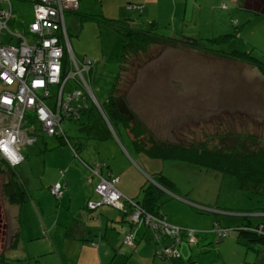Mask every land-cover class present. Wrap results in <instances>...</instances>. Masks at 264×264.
<instances>
[{
  "label": "rangeland",
  "instance_id": "rangeland-1",
  "mask_svg": "<svg viewBox=\"0 0 264 264\" xmlns=\"http://www.w3.org/2000/svg\"><path fill=\"white\" fill-rule=\"evenodd\" d=\"M81 3L83 7L79 12H66V27L74 55L79 60L98 61L96 69L91 74V84L102 106L115 95L114 86L119 74L122 73L118 92L127 96L139 120L159 143L196 147L199 145L220 150L233 147L237 135L243 137L253 135L257 141L261 139L256 147L264 146V17L262 13L246 7L239 11L238 0H234L233 6L231 4L227 6L226 1H223L218 6L217 11L220 14L216 19L202 16L201 19L196 17L197 22L190 20L185 23L180 20L170 22L171 28L176 26L177 35L167 29L168 20L163 19L160 22V29L155 30L156 26H154L157 37L161 39L171 37L174 40L181 36L199 39L202 40V49L151 46L143 53L128 54L123 68V46L136 43L135 45L143 47L147 41L145 37L137 42L138 40L132 41L125 36L129 30L124 24V17L128 15L127 3L114 7L116 11L123 12L116 17L123 19L115 23L104 20L100 1L82 0ZM222 6H227V9L223 10ZM13 8L14 18L8 24L9 31H4L2 40L5 44L17 45L18 39L12 40L10 33L24 34L34 21V12L31 3L19 0H13ZM130 13L129 17L135 15L133 11ZM145 23L143 27L147 25ZM179 25L188 30H185V33L180 32ZM235 52L248 54L260 63L259 67L256 65L257 62L254 66L247 62L245 55L239 60L227 59L219 55ZM65 61L68 62L70 70L68 54ZM73 84L76 83L72 80L70 85ZM55 90L56 87H53L51 91L55 93ZM91 106L96 111V114L92 115V122L97 120V115L100 116L110 130L112 138L117 140L116 130L113 131L96 106L93 104ZM28 117L31 119L34 114L28 113ZM87 122V116H83L81 120H66L63 123L65 135L73 147L77 148L80 157L72 152L68 144H65L64 137H51L43 133L39 135L35 146L23 150L26 159L15 169V173L16 181L28 193L26 197L28 203L25 206L18 208L10 205L3 191L4 185L10 178L7 174L0 173V214L3 215L4 226L7 225L5 244L7 264H10L9 259L16 258H26L25 264H58L57 252L51 254L50 250L34 255L33 257L36 258L34 262L28 259L29 254L37 251L33 244L40 241L38 217L47 219L61 205L53 197L50 187L61 180L63 171L67 170L62 179L65 183L71 174H79L82 169L84 170L82 159L96 166L102 162L112 163V160H108V154L112 150L105 146L110 142L109 139L99 141L90 138L83 129V124ZM117 134L119 135L118 131ZM148 139H150L149 134L145 136V140ZM250 143L251 141L247 142L248 145ZM160 149L164 154L171 153V157L164 158L163 161H153L152 165L138 160L137 154H134L135 150L125 151L127 158L135 162L146 178L147 184L151 182L148 178L153 181V174L161 172V175L174 183L173 190L176 193L204 205L194 206L200 216L196 217L199 223L194 222V228L190 229L203 233L202 236L205 238L202 247H205L193 253L191 260L188 258L183 264H264L262 255L236 243L233 232L226 239L218 242L216 233L218 230L221 232L223 230L215 228V223H220L222 228H226L233 220L239 222L234 224V227L242 226L245 220L242 217L244 214H249V219L254 225L261 223L264 225V189L255 194L242 192L234 179L223 177L220 173L194 163L196 155L193 151L178 147ZM183 152L189 153V159H183L181 155ZM87 188L91 189L87 182L83 187L77 183L72 184L60 196L61 201L65 197L62 203L81 204L80 192ZM165 193L159 209L167 202L180 199L170 191ZM69 194L73 197L71 200L68 198ZM142 199L143 197L140 201ZM40 200L45 204L46 210L36 217L35 211L41 209ZM184 202L191 203L185 199ZM232 214L239 216L233 217ZM55 216L53 213L52 217ZM74 217H77V214ZM18 229L23 231L21 242L26 252H23L24 250L16 252L14 249L9 251L16 239L15 236L18 235L16 232ZM59 231L62 234L64 229L59 227ZM47 234L46 230L43 238L49 240L50 236ZM165 244L169 246L171 241L168 240ZM57 249L60 251V246ZM159 260L160 264H173L169 259L159 258Z\"/></svg>",
  "mask_w": 264,
  "mask_h": 264
},
{
  "label": "crops",
  "instance_id": "crops-1",
  "mask_svg": "<svg viewBox=\"0 0 264 264\" xmlns=\"http://www.w3.org/2000/svg\"><path fill=\"white\" fill-rule=\"evenodd\" d=\"M102 3V11L104 20H122L123 18H116L121 13V11H116L114 7L119 4H136L142 6V12L133 11L135 15L132 17L128 12V15L124 17L132 18L137 23L139 28L143 27L145 24H152L156 26V30L160 29V22L163 19L168 20L169 31L177 35V28H171L170 22L181 21L187 22H197L196 17L201 19L202 16L208 18H217L218 6L223 1H226V5H234V0H98ZM263 1V2H262ZM82 0L79 3V10L82 9ZM255 3V4H254ZM258 3V4H256ZM262 3V4H261ZM224 5V4H222ZM264 0H238V10L241 11L243 7L253 9L260 14L262 13L264 17ZM227 6H222V9H227ZM235 10V9H234ZM130 13V14H129ZM182 23V24H184ZM146 25V26H147ZM181 31L185 33L188 30L186 27L181 28ZM177 31V32H176ZM94 60V59H93ZM97 61V60H96ZM98 65V61L96 67ZM0 118L2 116L0 115ZM120 136L115 139L109 138L110 142H107L105 146L110 148L112 152L108 154V160H112V163H107V169L104 170V175L108 177L115 176L119 178V184L117 186L118 190L122 193L125 198L121 202L124 205L128 200H135V202H140L143 197L141 188L147 182L146 178L142 175L141 171L126 156L125 150H133L134 144L132 136L122 129ZM137 159L143 161L147 165H152L153 160L148 155H138ZM107 161V159H106ZM158 170V169H157ZM110 174V175H109ZM87 170L84 168L79 174H71L68 180L65 182L67 190L72 184H79L83 187L84 183L87 182L91 189H84L80 192L81 204L79 205H69L67 202L62 203L60 207H57L55 212L47 218H39L40 227L38 229L39 242H36L34 247L36 252L29 254L28 259L30 261H35L34 255H39L45 250H50V253L57 252L58 257L56 261L58 264H160V260L156 252L158 250V243L154 239L156 237L155 232L144 220L138 224L132 225L123 210L120 207L113 206H103L97 211H90L87 206V202H100V195L96 192V186L98 183L97 178L88 179ZM150 181L151 179L148 178ZM66 190V191H67ZM87 194L85 195V192ZM179 200H174V202H167L165 206L159 209V214L165 216L170 224L179 226L183 229L194 228L193 223H199L200 217L197 213L195 205L204 206L196 201L184 198L176 192H173ZM31 196V195H30ZM168 197V196H167ZM69 200L73 197L68 195ZM126 198L128 200H126ZM185 200L190 201L188 204L184 202ZM65 200V197L62 201ZM121 200V201H122ZM41 209L35 211L36 217L40 215L39 213L44 212L45 207L42 200L39 201ZM64 204V205H63ZM33 205V204H32ZM14 207V206H13ZM18 207V206H17ZM20 208V207H18ZM19 217H21V212L18 209ZM55 213V217L52 215ZM197 213V214H196ZM77 214V217L74 215ZM205 215V214H203ZM239 214H232L235 216ZM241 217V216H240ZM79 219V220H78ZM219 222V220L217 221ZM216 224V223H215ZM234 224H239V222L233 220L230 225L234 227ZM238 226V225H237ZM59 227L64 229L61 234ZM18 229V233L10 246V250L23 251L22 248V233ZM47 230L50 236L49 240L43 236L44 232ZM191 230V229H190ZM25 231V230H24ZM153 232V233H152ZM128 236H132L133 243L126 245L124 243ZM235 237V236H234ZM204 238H201L199 243L195 246H189L188 248H182V260L189 258L191 260L192 254L203 249ZM37 241V240H36ZM60 246V251L58 247ZM187 247V246H185ZM41 249L40 251H38ZM23 252H26L24 250ZM12 254V252H10ZM2 254V253H0ZM258 254L262 255V261L264 262V249H259ZM4 261L7 262V258L4 253ZM27 259H9V263L25 264L24 261ZM166 260V259H163ZM70 262V263H68ZM179 264H183V261H178ZM177 263V264H178ZM165 264V263H164ZM174 264V263H173Z\"/></svg>",
  "mask_w": 264,
  "mask_h": 264
},
{
  "label": "built area",
  "instance_id": "built-area-1",
  "mask_svg": "<svg viewBox=\"0 0 264 264\" xmlns=\"http://www.w3.org/2000/svg\"><path fill=\"white\" fill-rule=\"evenodd\" d=\"M19 1L33 5L34 21L24 34L10 33L12 40L18 39L17 45H11L2 38L14 18L13 0H0V158L12 167L24 161L23 149L37 142V129L48 136L65 135L62 124L66 120H79L91 104L102 112L89 79L97 61L79 60L74 55L66 27V12H77L80 0ZM137 9L135 5L127 6L128 11ZM72 80L75 85H70ZM53 87L55 93L51 91ZM28 113L34 117L30 119ZM70 148L78 156L71 145ZM87 168L94 176L92 179H99L96 192L102 198L99 203H90V209L108 205L123 210V196L116 188L119 178H104L100 164ZM61 189L57 184L53 194L60 197ZM130 203L136 208L132 220L138 222L144 215L155 234L161 229L168 236H178L179 228L167 224L159 227L160 220L145 215L135 203ZM124 243L132 244V236ZM163 254L169 258L178 255L169 249L163 250Z\"/></svg>",
  "mask_w": 264,
  "mask_h": 264
},
{
  "label": "trees",
  "instance_id": "trees-1",
  "mask_svg": "<svg viewBox=\"0 0 264 264\" xmlns=\"http://www.w3.org/2000/svg\"><path fill=\"white\" fill-rule=\"evenodd\" d=\"M107 22L115 23L114 20H107ZM124 24L129 27L128 32L125 34L126 37L131 38L132 41L138 40L137 42H139L142 37H145L147 41L143 45V47L141 45L140 46L135 45L136 43L130 45L125 44L123 46L124 47V53L122 55L123 68H124V62L126 61L128 54H130L131 52H133V54H137L138 52L143 53L146 50H148L151 46H161V47L180 46L184 48H191L192 50L202 49V44H201L202 40L199 39L197 40L182 36L179 39L177 38L176 40H174L171 37H166L161 39L155 35L154 25L152 24L139 28L135 20H133L132 18H126ZM219 55L223 56L224 58L232 59V60L243 59L242 57L245 55V57L247 56V60H248L247 62H250L251 65L254 66L257 62L254 58L248 56V54L247 55L239 54L238 52L228 55L220 53ZM259 64L260 63L257 62L256 65L259 67ZM121 74L122 73L119 74L116 84L114 86L113 93L115 95L112 96L110 99H108L106 105L103 106L101 104L100 105L105 119L109 122L113 131L116 130L115 134L118 137L120 135L117 134V131L120 134L122 129L126 130V132H128L132 136L133 144H134L133 150H135L134 154L138 153V155L141 154L148 155L153 160L163 161L164 158L166 159L169 156L171 157V153L164 154V152H162L163 150L160 148L174 149L178 147L182 150H191L196 155V158L193 161L194 163L202 167H207L209 170H213L217 173H220L221 175H223V177H229L234 179L237 182L238 187L242 192L248 194H255V193H260L261 190L264 189V146L256 147V144L259 143L261 139L257 141L253 135H247L246 137L237 135L236 142L233 147H228V148L225 147L220 150H216V149L212 150L209 149L208 147H201L199 145L196 147V146H183L179 144L165 145L159 143L148 132L146 126L142 124L143 122L139 120L138 116L136 115L133 108L129 104L127 96H123L118 92ZM95 114L96 111L92 106L83 112L79 120H81L83 116H87L88 118V122L83 124V129L88 133L89 137L92 139L105 141L108 140L109 138H112L110 130L108 129L104 121L100 118V116L97 115V120L92 122V118H93L92 115ZM42 133L43 132L41 131V129L40 131H38L37 129L36 134L38 135V140H39V135H41ZM63 133L65 134V132ZM148 134L150 135V139L145 140V136ZM51 137H55V136H51ZM56 137L59 138L64 137L65 144H68L69 146L71 145L73 147V145L71 144L70 140L66 137V135L60 134ZM38 140L36 143L28 147L35 146L38 143ZM248 141H251L250 145L247 144ZM253 145H255V147H252ZM28 147H26L24 150H26ZM75 149L77 150V148ZM181 155L183 156V159H189V153L183 152ZM100 164H101V171L104 174V170L107 169V163L102 162ZM89 165L95 166L94 163L93 164L89 163L88 166ZM17 167L12 168L9 166V164H7L6 162L0 159V173L4 175L7 174V176H9L10 178V180L4 185L3 188L4 194L8 198V202L10 203V205L18 206L21 208L28 203V200L26 199L28 193L27 190L22 189L18 184V182L16 181L15 169ZM86 170L88 172V177L86 178V180H88L89 178L92 179V177H94L92 172L88 168H86ZM66 173L67 170L63 171V174L61 175V180H59V182L55 183L54 185L56 186L57 184H60L62 186L61 195L65 193V190L67 188L66 184L62 182V179L65 177ZM159 173L158 174L154 173L152 177L153 181L151 180L149 184L145 182L144 186H142L141 188L143 195L142 201L136 203L135 200H131V199L130 200L135 202L136 205L139 207V209H141L145 215H149L154 219L160 220L159 227H161V224L162 225L167 224L179 228L178 236L175 238L170 235L168 236L165 233V231H162L161 229L157 230V234H155L156 237L154 238L159 246L156 255H158L159 258L169 259L174 264H177L178 261L185 262V260H182V254H181L182 248H184L185 246L189 247V246L197 245L201 240V238H203L202 236L203 233L193 231L192 229L191 230L183 229L179 226L170 224L165 216L159 214L160 202L166 195L165 191H170L172 193L175 192L173 190L175 188L174 183L171 180H169L167 177H165L163 174L161 175V172ZM104 177L107 178L108 180H112L113 178H118L112 175L110 177L104 175ZM54 186L50 187V192L52 193L53 197H55V199L59 201V203H61L62 202L61 198L53 194ZM130 200L123 205V212L126 215L128 221L132 225L138 224L142 220L146 222L144 215L140 218L138 222H135L134 220L131 219L134 211H136V208L132 206ZM123 201L124 200H122V202ZM90 203H95V202L92 201L88 202L89 210H90L89 207ZM242 217L245 218L242 226H237V227L227 226L226 228H222L220 223H216L215 224L216 230L218 229L223 230V232L219 230L217 231V233L215 232L217 234V240L218 242H221L224 239H226V237L230 236L231 232H233L236 243L238 245L246 248L247 250H253L258 253L259 249H264V225L262 223L259 225H254V222H252L249 219V214H244V216ZM168 240L171 241V245L169 246L165 244V242ZM166 249L177 251L178 253L177 257L169 258L165 256L163 254V250ZM3 257L4 256L2 255L1 256L2 260H4ZM10 264H14V263H10Z\"/></svg>",
  "mask_w": 264,
  "mask_h": 264
},
{
  "label": "clouds",
  "instance_id": "clouds-1",
  "mask_svg": "<svg viewBox=\"0 0 264 264\" xmlns=\"http://www.w3.org/2000/svg\"><path fill=\"white\" fill-rule=\"evenodd\" d=\"M25 2V1H24ZM80 3V2H79ZM130 5H135V6H137L139 9H137L136 11H139V12H142V9H143V7L142 6H138V5H136V4H132V3H129ZM129 4H127L126 5V9H127V6L129 5ZM128 11V10H127ZM128 12H131V11H128ZM68 32V31H67ZM69 36V35H68ZM71 45V44H70ZM72 48V47H71ZM93 60V59H92ZM96 61V60H95ZM95 69H96V67H95ZM94 69V70H95ZM93 70V71H94ZM92 71V72H93ZM92 72L90 73V76H89V79H90V83H91V81H92V79H91V74H92ZM91 87H92V84H91ZM93 90V89H92ZM94 92V91H93ZM94 95H95V93H94ZM95 98L97 99V97H96V95H95ZM97 101H98V99H97ZM98 103H99V101H98ZM100 104V103H99ZM100 107H101V105H100ZM102 114H103V112H102ZM118 136L116 135V138H117ZM74 148V147H73ZM75 149V148H74ZM24 150V149H23ZM75 151L77 152V154H78V156H79V153H78V151L75 149ZM22 154H23V152H22ZM24 156V155H23ZM80 157V156H79ZM1 159V158H0ZM2 160V159H1ZM2 161H4V160H2ZM82 161V163L84 164V166H86V168H87V166H88V164L89 163H87V162H85L83 159L81 160ZM5 162V161H4ZM97 162H99V161H97ZM7 163V162H6ZM8 164V163H7ZM22 164V163H21ZM101 165V164H100ZM9 166L10 167H12L10 164H9ZM19 166V165H18ZM90 166H92V167H94L93 165H89V167ZM96 166V165H95ZM15 167H17V166H15ZM13 168V167H12ZM101 175L104 177V174L102 173V171H101ZM105 178V177H104ZM98 179V178H97ZM98 183H99V179H98ZM117 186H118V184L116 185V188H117ZM97 187V186H96ZM117 190H118V188H117ZM119 191V190H118ZM120 192V191H119ZM121 193V192H120ZM122 194V193H121ZM123 196V195H122ZM101 197V196H100ZM123 198H125L124 196H123ZM101 200H102V198H100V202H101ZM131 201V200H130ZM133 202V201H132ZM133 203H135V202H133ZM136 204V203H135ZM103 206H108V205H102V206H100V207H103ZM100 207L99 208H97L96 210H92V209H90V211H97V210H99L100 209Z\"/></svg>",
  "mask_w": 264,
  "mask_h": 264
},
{
  "label": "flooded vegetation",
  "instance_id": "flooded-vegetation-1",
  "mask_svg": "<svg viewBox=\"0 0 264 264\" xmlns=\"http://www.w3.org/2000/svg\"><path fill=\"white\" fill-rule=\"evenodd\" d=\"M3 215L0 214V264H7L4 260H2L1 256L3 255L4 256V253H5V250H6V233H7V225L4 226L3 224ZM8 245V244H7ZM9 248V246H8Z\"/></svg>",
  "mask_w": 264,
  "mask_h": 264
}]
</instances>
